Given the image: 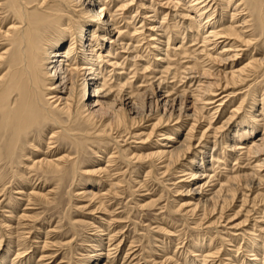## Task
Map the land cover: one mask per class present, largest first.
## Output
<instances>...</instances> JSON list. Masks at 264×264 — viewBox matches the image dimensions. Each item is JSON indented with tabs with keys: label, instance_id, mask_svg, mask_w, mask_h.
Segmentation results:
<instances>
[{
	"label": "rangeland",
	"instance_id": "obj_1",
	"mask_svg": "<svg viewBox=\"0 0 264 264\" xmlns=\"http://www.w3.org/2000/svg\"><path fill=\"white\" fill-rule=\"evenodd\" d=\"M187 1L190 2L193 0H171V2L174 4H176L175 2H177L178 5L180 4L179 7H177L178 9H176V11L175 9H173V11L181 12L182 10L184 11L185 9H187V5L191 6L194 4L192 2L187 3ZM159 2L165 3L166 1L158 0V3ZM213 3H217L215 12L212 11L213 9L211 10V8L213 7L209 8L208 10H204V12L214 14V16L212 15L211 17L212 19L210 22V26L211 24H213V26H216L214 28H216L217 30L225 29V27L227 28L228 26L233 27V25L234 27L240 26L239 18L241 17V14L239 13L241 12L242 8L238 11L239 17L236 18L235 21L234 19H230L229 14L231 12L230 10H232V7H236L235 5L237 4H232L230 8H226L225 10L224 6L220 4L219 0H214ZM183 4L184 6L181 7V5ZM147 5L148 3H146L145 7H147ZM158 7L159 6L157 5L154 6V9H156L154 10V12L156 13V19H151H153L155 23L159 22L163 27V29H160V34H162V31L165 30L174 34L168 35V39L166 40L161 39V42L163 40L165 41L160 43L159 45V48L162 47L160 48L161 50L158 51L161 55L159 53L157 54L160 55V58L162 56H166L165 59H163L162 57L161 59L163 60L156 64L157 62H155V59L153 58L155 52H151L153 51L151 50V46L147 45V43H150V39L148 38L150 33L147 32L146 27L144 28L143 32L145 33V35H143V33H140L141 30L138 28V25H140V23H137L138 19L134 24V28H132L133 25H131L132 27L130 26L128 17L130 16V13L132 14L135 11L134 7H132V9H130L129 11H119L118 14L120 16L118 15L117 22L119 28H121L122 30L118 29L117 26L116 28L118 30H116H120L119 32L122 33V37H127V39H123L124 41L122 42L127 43L128 41L127 44L131 45L132 48L135 49L136 54L141 55L142 59L140 57L139 61H136V63H139L138 67H141L142 63H146L144 64V66L146 65V67L148 65L150 66L147 67V72L144 71V73H142L143 71L140 72V67H132L135 69L134 70L130 67L131 65L129 66V64L127 63L126 65L124 62L123 70H118L119 67H117L118 69L115 68L116 70L110 68L114 70L112 73H115L113 75L108 74L106 78L107 80L112 79L113 81L111 82H114L113 76H115L116 78V74H119L121 72V82L123 83L124 76L126 77V75H128V82L132 84V90L135 91V87L137 85L141 86H138L137 88L144 89V86L146 88L147 85L152 84L151 88L153 87L152 89H156L157 84L155 79H157V81L158 79L159 81L164 79V82H160V85L162 84L163 87L162 85H158V89L160 88L162 92L166 93H168L167 91L171 90L169 91V95L173 97L179 95L183 89V91L191 90L189 84L187 83V80L183 79L186 77V72L184 70L187 71V69L191 66L197 65L200 69L210 68V71H212L213 74L216 73V71L219 69H222V71H228V69L232 65L231 62L224 61L223 63H221L222 67H220V65H218V67L217 64L212 65L209 62L208 56H205L204 54L200 55L201 52L205 51L207 55H211L213 57L219 51H216L215 53L213 50H211V46H206V50L202 47L203 51H201V46L203 45L202 43H200L199 38H197L196 41L192 38V40L190 38H187L188 32L185 30L184 26L186 24L188 25L191 20H194L193 16H196L195 11L191 12L188 8L184 11L185 13L183 12L182 15H187V13H189V18H184V20L179 19L180 16L178 18L174 16L173 19L174 12H171L169 10V7ZM219 7L221 8L219 9ZM226 11H228V13ZM147 12H149V14L151 15L154 14L152 13V10H148L146 11V13ZM246 12L241 13L246 16ZM142 13L145 12L143 11ZM167 13L169 14L166 16ZM207 13H205V15ZM222 13H224V15ZM76 15L77 14L71 15V18L72 21H77L78 23L81 19L78 15V17ZM138 16L140 17L143 15ZM252 17L246 19V21L248 20L250 24H245V27L249 29L242 30H245V36L249 39L252 37L250 40L253 41H251V43L249 44L250 46L238 44V46H240L242 50L240 48H237V50H240V52H238L240 53V55H238L239 58L237 59V68L243 67L245 66V64L251 62V59L253 57L259 59L264 56V34L261 31V27L259 22L257 21L256 16L253 14ZM173 20L178 21V23L174 22ZM172 21L174 23H172ZM13 22L15 23L16 21L13 14L8 11L6 1L0 0V30L1 28H3L1 31L6 30L10 27V25H12L10 23ZM154 22L152 23L150 21L149 24H151L152 26L156 25V27L160 26V24H158L157 26V24H155ZM175 23H177V29L171 27ZM202 24L204 23L202 22ZM235 24H237V26ZM167 27H169V29ZM138 29L140 32H138ZM134 30L137 31L136 33H140V35L138 34L135 36L136 33L133 32ZM177 31L182 35L180 33V35H175ZM243 31L242 33H244ZM127 34L129 35V37ZM133 34L134 36H132L133 38H131V35ZM160 34L157 32V35ZM249 34L251 36H249ZM173 38H175L176 41L175 39L173 40ZM138 40L140 43H138ZM178 41H180L181 43ZM167 43L169 46H166ZM170 46L173 48H171ZM7 48L8 47L6 46V42L0 41V52L3 53ZM180 48H182L183 51ZM197 51L199 52L196 53ZM163 52L165 55H163ZM181 53H184V56ZM121 60L122 59L118 57V59H116L115 61L119 64L123 62V60ZM189 60L193 63H191ZM166 61L169 62V64L166 63ZM159 68H163V70H160ZM165 69H168L169 71L167 72V70ZM170 69L172 72H170ZM250 69H248V71L245 73L246 75H244L242 83L238 84L237 87L231 86L230 89H227V91L225 92H218L219 94H222L213 100V104L206 106L207 108L203 113L206 120L200 123V132L208 127V124H210V129L219 128L222 123H224L225 120L230 116V114L235 112L236 109L240 108L239 104L241 103L243 108L241 107V109L235 113L236 116L233 118L231 125L228 127L229 129H223V131L220 132V134L222 133L223 135H226L224 137L225 143L227 142L226 144L230 145L228 138H231L233 136V132L239 127L236 126L237 122L244 123V121H246L250 123L256 120V116L261 113L262 116L261 118H259V121L262 122L264 120V106H262V104H264V66L262 69ZM164 70L165 72H163ZM174 70H179L181 73L176 71V74H174ZM152 71L156 73H153ZM133 72H135L136 76ZM182 72H184L185 74ZM147 73H150V75H148ZM159 73L162 74L159 76ZM143 74L145 75V77ZM173 74L174 76H176L174 77ZM167 80L168 85L166 84ZM159 81L157 83H159ZM110 85L114 84L110 83ZM167 86H170V89L167 88ZM165 87L167 90L163 89ZM113 88L114 89H112V91L115 90V86H113ZM144 91L148 92L149 88L148 90L146 88V90H142L141 92ZM174 91L178 92L175 93ZM256 94L257 96H255ZM253 98L256 99L255 101H253L255 102L254 104L252 102ZM257 101L259 102V104L257 103ZM137 106L133 109V111L137 113V116L141 115L140 117L142 118L148 112L150 107H153V105L150 104L145 98H141ZM72 112L75 115L74 109ZM106 114L107 113L104 110L100 112V114L98 115V120H100L99 118H106ZM153 116L154 117L149 119V121H144V125L141 129H139V132L137 133H141V131L144 134L149 133L151 129L150 124L156 122V119H153L155 118V114H153ZM77 120L68 124L67 130L71 129L73 132L78 134V137L84 135L86 139H89L86 140L87 142L83 143L81 149L79 150V153L78 149L76 150V147L74 146L72 141L67 138L68 135L66 134L65 136V134L62 133L60 129H58L57 127L55 128V126H52L51 124H42L41 127L35 126L32 128V132H30L26 136H22V150H17L14 153V157L12 159L8 158L10 156V153L5 150L7 142L0 141V264H91V262L96 257L93 255H96V252H98V250H102V254L110 252L109 258H111V260H108V262H111V264H199V261L201 260L202 261L200 264H203V262L205 264L206 258L207 264H222L223 260V264H256L254 262L255 259L256 261H258L257 263L264 264V262H262L264 261V239H262L264 238V233H262L264 232V200H261L262 197L264 198V187H260L258 189L254 187L249 194L251 197V202H249L247 206L244 205L242 207L240 194L244 190H242L241 192H237L236 199L232 203L233 205L223 211V217L221 219L222 222L220 221L221 224L218 223L214 225L212 224L214 220L212 219V221L209 219L211 223L210 224L208 219L202 221L200 216H198L200 214L195 217L190 213L191 203H197V201L189 200L190 196L185 195L188 188H182L183 181L181 182V180H187L186 173L188 171L180 173L181 170L178 168H181V166L177 165L176 167H174L175 169L171 168L166 172L164 168H161L162 166L164 167V164H161V161H157V163L156 161H154L155 164L153 161L149 160H141V162L138 161L139 159H137V157L144 156L145 153L150 152L153 146H155L154 141L157 140V135L152 137L151 142L147 141L146 145L144 143H140V136H134L136 138L135 139L131 136L125 137V134V136L122 135V140L120 138H116V135L114 134L112 135L113 141L112 139H94L95 136L91 134L93 130L87 129V127L82 124L79 125L80 121ZM259 121L257 122L258 126L256 128V134L264 132L263 128H261L262 123H260ZM61 122L64 124V126L67 125V119L65 117H61ZM87 130L88 134H86ZM58 132L60 134H58ZM52 133H56L58 135L52 136ZM59 135L63 136L60 137ZM114 141H116L117 145L114 143ZM211 141L212 140L210 139L208 143L206 142V146L208 147V149L205 150V153L210 152L212 148ZM216 148L218 149V147ZM219 148L222 147L220 146ZM222 151L225 153H222V155L220 154L221 162H219V164L217 165H213L212 167L213 169L214 167L216 168L213 170L214 174L221 175L222 177L214 175V183L218 182L219 184H224V181L227 177L237 176V174L241 175V173L243 174L244 172L247 173L249 169L251 171L252 166L254 165L251 159L247 161V159L243 160L244 158H241V160L239 159L238 162L230 158V162H227V159L225 163L224 159H226V155H229V152L226 150ZM122 153L123 155H120ZM216 154H219V151H217ZM188 156L191 157L192 155ZM198 157L201 158V156ZM44 159L47 161H58L59 159V161L65 165H63V168H65V171L67 173L54 175L51 173H44L41 169H32L28 166L30 165L29 163L32 164ZM74 159H77L79 161L78 179H76L77 177L73 179L71 173L70 162ZM126 159L130 160L129 165L128 162H126ZM64 160L66 162H70L64 163ZM242 160L246 165L243 164L244 162H242ZM232 161L234 163H232ZM182 162V164H185L188 161L184 160ZM240 165H244L243 167H241L242 169L240 168ZM237 166L239 167L237 168ZM96 168L106 169L108 171L107 174L110 175V179L104 178L106 176V174L104 175V173H100L101 175L96 174V176L95 174H92L91 172L94 169L97 170ZM181 169L184 170L183 168ZM235 169L236 171H238L237 174ZM231 170L232 172L230 174ZM250 171L248 173H250ZM257 173L258 176L262 177L264 171L262 170V172ZM183 174H186L184 175V177L186 176V179H181L183 177ZM224 174H226V176ZM262 178L264 179V177ZM215 179H218V181L216 182ZM110 180L112 181V183ZM110 185L116 188H111L112 186ZM84 189L86 191L97 194V196H99V193H104V199L102 198L103 202L105 203H103L104 208L103 206H97V200H95L96 202L93 200V202L89 197L85 198L86 195L81 194L86 192ZM109 189L110 191L108 192ZM31 193H35L36 195H30ZM255 195H258L260 197L258 198V200L253 201L252 199ZM184 209L186 210V212ZM198 217L200 220H198ZM206 232L207 234H205ZM108 247L112 249L110 250ZM95 248L96 250H94ZM15 252L17 253L15 254ZM17 255L19 256V258ZM191 256H195V258H192ZM254 256L259 259L255 258ZM190 261L192 263H190Z\"/></svg>",
	"mask_w": 264,
	"mask_h": 264
},
{
	"label": "bare ground",
	"instance_id": "obj_2",
	"mask_svg": "<svg viewBox=\"0 0 264 264\" xmlns=\"http://www.w3.org/2000/svg\"><path fill=\"white\" fill-rule=\"evenodd\" d=\"M5 1L8 11L13 14L16 21L15 23L14 22L10 23L12 25L9 24L10 27L7 28L6 30L1 31L3 28H1L0 30V41H5L6 46L8 47L7 49H5L3 53L0 52V141L7 142V146L5 147V150L10 153V156L8 157L9 159H12L14 157V153L17 150L19 149L22 150L21 137L26 136L30 132H32L31 130L33 127L35 126L41 127L42 124L43 125L51 124L52 126H55V128L57 127L58 129H60V131L65 134V136L67 134L68 135L67 138L70 141H72V143L76 147V150L78 149V153H79V150L81 149L83 143L87 142L86 140L89 139H86L84 135L78 137L77 136L78 134L73 132L71 129L67 130L68 124H70L73 121H76L78 118L77 121H80L79 125L82 124L85 127H87V129L93 130L91 134L95 136V138L92 136L94 139L97 138L100 140L101 139L110 140L112 139L113 137L112 135L114 134L116 135V138H120L122 140L123 137L122 135L125 134L126 135V136L124 135L125 137L140 136V140H141L140 143L142 144L144 143L146 145L147 141L151 142L152 137L157 135L158 138L157 140L154 141L155 146H153L150 152L145 153L144 156L137 157V159H139L138 161L141 162V160H149L153 162L156 161V163L157 161H161V164H164V167L162 166L161 168H164L166 172L169 171L171 168L173 169L177 165H180L181 168L183 169L186 166L184 170L177 167L178 169L181 170L180 173H184L185 171H188L186 173L187 180H181V182L183 181L182 188L183 187L188 188V190L186 189L187 191L185 195L190 196L189 200L197 201V203L193 202L191 203V205L189 204L191 208L190 213L193 214L195 217H197V215L200 214L198 216H200L202 221L208 219L210 223V220L213 219L214 221L212 220L213 221L212 224L214 225L218 223L221 224L223 211L228 207H230L231 205H233L232 203L236 199L237 192H241L242 190L247 192L245 193L243 191L240 194L241 207H242L244 205L247 206V204L251 202V197L249 194L254 187H256L257 189L260 187H264V179L262 178L264 177L263 176L264 174L262 175V177L257 175L258 174L257 172H262V170L264 171V132L260 134H256V130H257L256 128L258 126L257 122L259 121V118H261L262 113L256 116V120H254L255 122L254 121L250 123L246 121H244V123L237 122V124L240 123L238 125L236 124V126L239 127L235 131L233 130L234 131L233 136L231 138H228L230 145L226 144L227 142L225 143L224 137L226 135H223L222 133L220 134V132L223 131V129H227L231 125L233 118L236 116L235 113L241 109L242 103L239 104L240 108L236 109L235 112L230 114V116L225 120L224 123H222V125L219 128L212 127L213 129H210V124H208L207 125L208 127H206L201 132L199 131L200 123L206 120L205 116L203 115L204 110L207 108L206 107L207 105L213 104L214 103L213 100L222 94V93L219 94L218 92L220 91L225 92L227 91V89H230L231 86L237 87L238 84L243 82V77L244 75H246L245 73L248 71V69L250 68H253L255 70L262 69L264 66V56H262V58L259 59L253 57L251 59V62L245 64V66L243 67L237 68V61H238L237 59L239 58L238 55H240V53H238L240 52V50H237V48H240L238 44L239 45L243 44L246 46L249 45L251 41H253L250 40L252 37L250 39L247 38L245 36V30L244 31L242 30V29H249L245 27V24L249 23V21L248 20L246 21V19L251 18L254 14L257 18V21L260 24L261 31L264 34V0H219L220 4L224 6L225 10L226 8L227 9L230 8L232 4L233 5L237 4L235 5L236 7L234 8L232 7V10H230L231 11L229 14L230 19H234L236 21V18H238L239 14H241V17L239 18L241 23L239 22L240 26H238L240 28L234 27V25L231 24L233 25V27L228 26L227 28L225 27V29H220V30L214 28L216 26H213V24H211L210 26V22L212 19L211 17L212 15L214 16V14L212 13L210 14L209 12L208 13L204 12V10L206 9L208 10L211 7H213L211 8V10L213 9L212 10L213 12L216 11L217 3H213L214 0L190 1L194 4L191 5L192 4L191 3L190 4L191 6L187 5V9L189 8V11L191 12L195 11L196 16H193L194 20L192 21L191 18L190 23L184 26L185 30L188 32L187 38L190 39L192 38L195 41L197 38H199L200 43H202L203 45L201 46V51H203L202 47L205 49L206 46H211V50H213L215 53L216 51H219L213 57L211 55L210 56L207 55L205 51L200 53V55L204 54L205 56H208L209 58L208 60L212 65L217 64V66L220 65V67H222L221 63H223L224 61L231 62L232 65L230 66L228 71H222V69L221 70L219 69L214 74L212 71H210V68L200 69L198 68L197 65L191 66L190 68L187 69V71L184 70L183 67V70L186 72L185 75L186 77L183 79L187 80V83L189 84L191 90L188 89L189 91L187 90L183 91L184 89L182 88L183 92L181 91V93L176 96H173L172 94L173 97L169 95V91L171 90L167 91L168 93H166V92H162L160 88L158 89V85H160L161 81L164 82V79H162L161 81H159L158 79L159 83H157L158 81L157 79H155L157 84L156 89L155 88L152 89L153 88V87L151 88L152 84H149L146 87L147 90L149 88V91L141 92L142 90H146L145 86L142 85L144 86V89L143 88L140 89L137 88L139 85L135 87L136 85L135 84L134 85L135 91L132 90L133 86L130 82H128L129 80L127 77L128 75H126V77L124 76L123 78L124 82L123 83L121 82L122 79V76H120L121 72L119 74H116L117 75L116 78L115 76H113L114 82H111L113 81L112 79L107 80L106 78L108 74L113 75L115 72L114 73L112 72L116 70L115 68L117 67H119V69L117 68L118 70H123L124 62L125 64L126 63L129 64V66L131 65L130 66L131 68L132 67L137 68L139 63H136V61L137 60L139 61L141 57V55L136 54L135 49L132 48L131 45L127 44L128 41L127 43L122 42L124 41L123 39L125 38L127 39V37L123 36L124 37L123 38L122 33L119 32L120 30L117 31L118 29H121L119 28L117 22L118 20L117 18L119 15L118 12L129 11L130 9H132V7H134L135 11L132 14L130 13V16L128 17L129 24L130 26L133 25V27L132 26L131 27L134 28L135 27L134 24L138 19L137 23L138 22L140 23V25H138V28L141 30L140 32L138 29V32H140L141 34L144 32V28L146 27L147 32L150 33V35L148 36V38L150 39V40L148 39L150 43H147V45L151 46L152 48L151 50H153L151 52H155L153 58L155 59V62H157L156 64H158V62L162 61L166 57V56L165 57L162 56L163 59H161L162 57L160 58L161 54L158 51L161 50L160 48L162 47L159 48V45L160 43L168 39L167 38L168 35L172 33L165 30L162 31V34H160V29H163V27L159 22L155 23L153 19H151V18L156 19V13L154 12V10L156 9H154V6L157 5L163 8L164 6L169 7V10L171 12H174L173 9H175L176 11V9H178L177 7H179L180 5V4L178 5L177 2H175L176 4H174L171 2V0H165L166 1L165 3L162 2L158 3V0H5ZM190 2L187 1V3ZM146 3H148L147 7H145ZM182 6H184V4L181 5V7ZM220 8L221 7H219V9ZM241 8H242L241 12L247 11L246 16H244V14H242L241 12L238 14V11ZM148 10H152V13L154 14L151 15L149 14V12L146 13V11ZM143 11L145 13H142ZM184 11L182 10L181 12L179 11L174 12L173 19L174 16H176L177 18L180 16L179 19L187 18L189 13H187V15H182ZM226 12L228 13V11ZM205 13L207 14L205 15ZM73 14H77L80 17L81 19L80 22L77 23V21H72L71 15ZM168 14L169 13H167L166 16ZM222 14L224 15V13ZM138 15H143V16L139 17ZM150 21L152 23L154 22L155 24H157V26L158 24H160V26L159 27H156V25L152 26L151 24H149ZM173 21L172 23L174 22L178 23V21H174V22ZM202 22L204 24H202ZM177 23H175L174 25L172 24L173 26L171 27L177 29L178 27ZM235 25L237 26V24ZM116 26L118 27V29L116 28ZM169 27L167 28L169 29ZM242 31L244 33H242ZM133 32L136 33L137 31L134 30ZM157 32L160 35H157ZM177 32L175 33V35L180 33ZM140 33H136L135 36L138 34L140 35ZM143 35H145V33H143ZM132 36H134V34L131 35V38H133ZM249 36L251 35L249 34ZM154 37H158V38H154ZM161 39H165V40L161 42ZM174 39L175 38H173V40ZM138 43H140L139 40ZM166 46H169L168 43L166 44ZM180 49L182 50V48ZM198 52L199 51H197L196 53ZM157 53H159L160 55H158ZM184 53L181 54H183L184 56ZM163 55H165L164 52ZM118 57L121 58L123 62L118 64V62L115 61L116 59H118ZM166 63L169 64V62L167 61ZM144 64L142 63L141 67L140 66H139L140 68L138 67L140 69V72L143 71L142 73H144V71L148 69L147 67L150 66L148 65V63H147L148 65L147 67L146 65L144 66ZM110 68H113L114 70ZM156 69H157V65H156ZM161 69L163 70V68ZM165 70H167V72L169 71L168 69ZM165 70L163 72H165ZM176 71L174 72V74H176ZM170 72H172L171 69ZM177 72L180 71L178 70ZM133 73L135 74V72ZM150 73L147 74L150 75ZM161 74L159 73V76ZM110 83H113L114 85H110ZM167 83L168 80L166 81V84ZM113 86H115L114 91H112V89H114ZM169 87L167 86V88ZM163 89H166V87ZM255 96H257V94ZM141 98H145L146 100H148L150 104L153 105V107H150V109L145 115L143 114L144 115L143 118L140 117L141 115L137 116V113L133 111V109L136 108ZM255 100L256 99L253 98L252 102ZM254 103L255 102H253V104ZM257 103L259 104L258 101ZM262 106H264V104H262ZM73 109L75 110L74 112L75 115L72 112ZM103 110L107 113L105 115L106 118L103 117L104 119L99 118L100 120H98V115ZM153 114H155V118L153 119H156V122L150 124L151 129L149 133L144 134L142 131L141 133H137L139 132V129H141L142 126L144 125L145 123L144 121L146 120L149 121V119L154 117ZM61 117H65L67 119L66 126H64V124L61 122ZM260 123H262L261 128H263L264 130V120ZM58 134L60 133L58 132ZM58 134L52 133V136ZM86 134H88V130ZM210 139L212 140L211 141L212 148L211 150L209 149L210 150L209 153H205V150L208 149V147L206 146V142L208 143ZM114 143L117 145L116 141H114ZM220 146L222 148H219ZM216 147H218V149ZM222 150H226L229 152V155H226V159H224V162L227 159H228L227 162L228 161L230 162L229 160L230 158L238 162L239 159L241 160V158L242 159L244 158L243 160L247 159V161L251 159L254 165L252 166L251 171L249 169L250 173H248L249 172L248 171L247 173L244 172L245 174L241 173V175H238L237 174L238 171H236L235 169L237 176L227 177L226 180L224 181V184H219L217 182L218 179L217 180L215 179L217 183H214L213 179L218 174L217 175L214 174L213 170L216 168L214 167L213 169L212 167L213 165H217L219 164V162H221L220 154L222 155V153H225ZM217 151H219V154H216ZM120 155H123V153ZM188 155H192V156L189 157ZM198 156H201V158ZM65 160L63 161L64 163L66 162ZM184 160L188 162L182 164L183 163L182 161ZM243 160L242 162H244ZM67 162L69 163L70 161ZM126 162H128L129 165L130 160L126 159ZM232 163L234 162L232 161ZM29 164L31 166L30 165L28 166L31 167L32 169H41L44 173L46 172L54 175L67 173L65 171V168H63L64 164L60 162L59 159L58 161H49V160L47 161L44 159L39 162H35L32 164L29 163ZM243 164H245V162ZM70 166H71V173L73 179L75 177H77L76 179H78L79 161L77 159L71 160ZM243 166L240 165V168ZM238 167L239 166H237V168ZM107 172L108 171L106 169L101 168L97 170L94 169L91 173L95 174V176L96 174L104 173V175L106 174L104 178L110 179V175H108ZM231 172L232 170L230 171V174ZM186 174H183V177L181 179L185 178L186 176L184 177V175ZM224 175L226 176V174ZM218 176L220 177L221 175ZM113 187L114 186H112L111 188ZM116 187H114V189ZM109 191L110 189L108 190V192ZM81 194L86 195L85 198L89 197L91 201L97 200L98 207L103 206L104 203L103 199L105 196L104 193L103 194L99 193V196L89 191H86ZM30 195H36V194L31 193ZM258 195H255L252 200L253 201L258 200V198L260 197ZM261 200H264V198L262 197ZM198 220H200L199 217ZM205 234H207V232ZM94 250H96V248ZM16 253L17 252H15V254ZM109 253L110 252H106L105 254L104 253L102 254V250H98V252H96V255H93L96 257L91 262V264H111V262L110 263L108 262V260H111V258H109L110 256ZM195 256L194 257L191 256V257L195 258ZM201 261L199 262L201 263ZM206 262H207V258H206ZM206 262L205 264H207ZM254 262L256 264H259L257 263L258 261H256V259ZM190 263L192 262L190 261Z\"/></svg>",
	"mask_w": 264,
	"mask_h": 264
}]
</instances>
